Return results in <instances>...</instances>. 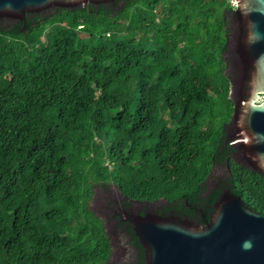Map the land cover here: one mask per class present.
I'll return each mask as SVG.
<instances>
[{"label": "trees", "instance_id": "obj_1", "mask_svg": "<svg viewBox=\"0 0 264 264\" xmlns=\"http://www.w3.org/2000/svg\"><path fill=\"white\" fill-rule=\"evenodd\" d=\"M229 10L116 0L0 19V264H106L97 185L125 209L203 225L226 191L264 215V178L234 163L226 141ZM126 230L138 255L125 264H144Z\"/></svg>", "mask_w": 264, "mask_h": 264}, {"label": "water", "instance_id": "obj_2", "mask_svg": "<svg viewBox=\"0 0 264 264\" xmlns=\"http://www.w3.org/2000/svg\"><path fill=\"white\" fill-rule=\"evenodd\" d=\"M115 1L0 0V19L24 23L27 14ZM235 3L233 13L245 32L230 45L231 54L242 75L253 67L256 76L252 97L233 105L230 123L235 133L229 142L234 163L264 178V101L259 95L264 93V0ZM92 202L90 210L101 218ZM132 207L123 214L144 249V264H264V215L245 205L239 195L223 192L206 225L167 216L160 206L137 203Z\"/></svg>", "mask_w": 264, "mask_h": 264}, {"label": "flooded vegetation", "instance_id": "obj_3", "mask_svg": "<svg viewBox=\"0 0 264 264\" xmlns=\"http://www.w3.org/2000/svg\"><path fill=\"white\" fill-rule=\"evenodd\" d=\"M234 10H229L225 13V24H226V49L224 50L223 58H224V75L228 82V99L231 102L232 109L234 103H243L245 100H248L252 97L254 89H255V76L256 71L255 68L251 67L247 70V72L242 75L238 69L236 62L231 54L230 45L237 37H241L245 29L239 23L236 15L233 13ZM261 98V102L264 101V93L259 94ZM231 116L226 122L225 130H226V141L229 143V139L234 135L235 130L233 128V124L230 123ZM230 150L232 151V160L234 158V147L230 144ZM222 165H218V167H214L213 173L217 170H222ZM215 178L210 180L213 182ZM95 196V197H94ZM94 197V199H93ZM112 198V199H111ZM93 201V202H92ZM104 203L102 204L105 207L106 212L109 213L103 214L100 218L102 219L103 224L109 223L110 235L113 237L112 248L114 249L110 254L112 255V263L111 264H125L127 263L131 257H137V249L130 246L128 244L127 237V226L129 222L126 221L125 215L123 211H130L131 207L125 209L121 204L120 195L116 192L106 193ZM94 207H96L98 200L96 197V191L94 192L91 200ZM120 244V245H119ZM110 257V256H109ZM109 260V259H108Z\"/></svg>", "mask_w": 264, "mask_h": 264}, {"label": "rangeland", "instance_id": "obj_4", "mask_svg": "<svg viewBox=\"0 0 264 264\" xmlns=\"http://www.w3.org/2000/svg\"><path fill=\"white\" fill-rule=\"evenodd\" d=\"M224 174V170H217L216 172L213 173L212 175V179L213 178H217V179H220L222 177V175ZM209 185H211L212 187L215 186V183L212 182L211 180L209 181ZM103 185H97L94 189L96 191V197H97V200H98V203L96 205V207H94V209H97L98 211V214L101 216L103 214H106L104 213V209L102 207V204L104 203L103 200H105V196H106V193H110V192H115L116 190L113 188V187H102ZM112 199V198H111ZM137 204L134 205V207L132 208H136ZM104 227H105V231L107 233V236H108V240H109V244H110V248H111V252L114 251V249L112 248V242H113V237L110 235V225L109 223H104ZM120 245V244H119ZM112 255H110V257L108 258L109 260L107 261L106 264H111L112 263Z\"/></svg>", "mask_w": 264, "mask_h": 264}, {"label": "built area", "instance_id": "obj_5", "mask_svg": "<svg viewBox=\"0 0 264 264\" xmlns=\"http://www.w3.org/2000/svg\"><path fill=\"white\" fill-rule=\"evenodd\" d=\"M226 4L229 6L231 10H234L236 8L235 0H226Z\"/></svg>", "mask_w": 264, "mask_h": 264}]
</instances>
